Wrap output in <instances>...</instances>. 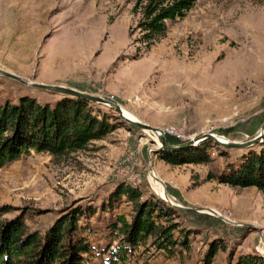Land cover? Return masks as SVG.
<instances>
[{"label": "rangeland", "instance_id": "1", "mask_svg": "<svg viewBox=\"0 0 264 264\" xmlns=\"http://www.w3.org/2000/svg\"><path fill=\"white\" fill-rule=\"evenodd\" d=\"M134 3L0 0V68L116 102L134 120L174 130L164 133L168 144L206 132L235 141L255 136L264 120V0H197L150 48L132 32ZM22 95L40 102L62 97L0 75V101ZM92 108L117 125L103 139L61 160L31 150L0 165V206L10 207L4 217L22 215L28 231L43 234L78 208L83 215L74 237L90 243L98 264L119 244L110 228L115 215L129 219L132 213L124 197L110 211L104 208L115 186L125 183L143 199L154 195L184 206L173 207V234L178 241L189 235L187 246L176 245L172 253L148 240L123 264H204L212 243L224 247L210 264H234L247 253L264 256V193L206 179L236 165L248 150L264 148V139L238 149L206 139L209 162L172 165L152 149L160 145L154 133L124 122L108 105ZM192 207L213 208L237 224Z\"/></svg>", "mask_w": 264, "mask_h": 264}, {"label": "trees", "instance_id": "2", "mask_svg": "<svg viewBox=\"0 0 264 264\" xmlns=\"http://www.w3.org/2000/svg\"><path fill=\"white\" fill-rule=\"evenodd\" d=\"M196 1L135 0L133 12L138 19L132 32H137V39L150 48L166 35L169 23L182 19ZM92 103L63 95L54 102H40L30 95L0 101V165L31 150L61 160L86 149L90 142L103 139L117 125L107 114L96 113ZM208 143L204 140L197 146L161 150L159 155L172 165L203 164L211 160ZM206 179L231 187H255L264 193V148L248 150L236 165L229 164L224 171L208 174ZM122 197L131 204L132 213L129 219L115 215L110 228L119 244L98 264H123L128 253L148 240L167 253H172L176 245L187 246L188 232L180 241L173 234L178 226L172 217L175 208L154 195L143 199L138 188L125 183L115 186L104 208L110 211ZM9 210V206H0V264H95L90 243L73 234L82 210L76 208L59 217L43 234L28 231L22 215L4 217ZM218 247L224 245L211 244L204 264H210ZM234 264H264V256L241 254Z\"/></svg>", "mask_w": 264, "mask_h": 264}, {"label": "water", "instance_id": "3", "mask_svg": "<svg viewBox=\"0 0 264 264\" xmlns=\"http://www.w3.org/2000/svg\"><path fill=\"white\" fill-rule=\"evenodd\" d=\"M0 75L14 79V80L20 82L21 84H24V85L29 86V87L48 90L50 92L58 93V94L63 95V96L82 98L88 102L108 105L117 112L118 116L124 122H126L130 125H133L139 129L151 131L152 133L156 134L158 141L160 143L159 147L152 148L156 152L157 151L159 152L161 150H169V151L178 150L181 148L194 146L198 142H201V141L206 140V139H209V140L213 141L216 145H219V146L224 147V148H234V149L235 148L236 149L248 148V147H253L255 144H257L259 142H262L264 139V120H263V123H262L258 133L255 136H253L252 138L244 140V141L230 140L223 135L215 134L212 132H206V133H203L197 137H191L189 140L182 142V143H179V144H168L163 131L159 127L151 126V125H149L147 123H143L141 121L130 120V119L126 118L124 116L122 107L118 103L113 102L109 99H106V98L98 96V95L90 94V93H87L85 91H81V90H78V89H75L72 87H66L63 85L48 84V83L36 82V81H32V80H26V79L14 74V73L8 72V71L3 70L1 68H0ZM149 172H151L153 174V169L151 166L149 167ZM156 179H158V181L163 183L160 178H156ZM164 193L166 196H168L166 188L164 190ZM168 203L172 207H184L178 202H176V204H172L170 201H168ZM192 208L197 209V210L204 209V210L218 216L220 219L224 220L227 223L237 224L236 222L229 220L228 218H226L225 216H223L222 214H220L219 212H217L213 208H209V207H192ZM262 240L264 241V238H262Z\"/></svg>", "mask_w": 264, "mask_h": 264}, {"label": "bare ground", "instance_id": "4", "mask_svg": "<svg viewBox=\"0 0 264 264\" xmlns=\"http://www.w3.org/2000/svg\"><path fill=\"white\" fill-rule=\"evenodd\" d=\"M123 113H124V116H125L126 118H128V119H130V120H134V119L130 116V114L127 113L126 111L123 110ZM144 131H147V130H144ZM155 135H156V134H155ZM152 176H153V178H154L157 182H159V183L162 185L163 192H164V190H165V186L163 185V183H161L160 181H158V179H156V178H158V177H156L154 174H153ZM167 193H168V192H167ZM164 194H165V193H164ZM167 197H168L169 199L173 200L169 194H168ZM174 202L176 203V201H174Z\"/></svg>", "mask_w": 264, "mask_h": 264}, {"label": "built area", "instance_id": "5", "mask_svg": "<svg viewBox=\"0 0 264 264\" xmlns=\"http://www.w3.org/2000/svg\"><path fill=\"white\" fill-rule=\"evenodd\" d=\"M165 132H168V133H171V134H175L176 133L174 130H168V131H164L163 130V133H165Z\"/></svg>", "mask_w": 264, "mask_h": 264}, {"label": "crops", "instance_id": "6", "mask_svg": "<svg viewBox=\"0 0 264 264\" xmlns=\"http://www.w3.org/2000/svg\"><path fill=\"white\" fill-rule=\"evenodd\" d=\"M209 183V182H208Z\"/></svg>", "mask_w": 264, "mask_h": 264}]
</instances>
